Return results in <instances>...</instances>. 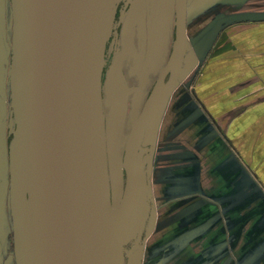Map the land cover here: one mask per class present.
<instances>
[{
    "label": "water",
    "instance_id": "95a60500",
    "mask_svg": "<svg viewBox=\"0 0 264 264\" xmlns=\"http://www.w3.org/2000/svg\"><path fill=\"white\" fill-rule=\"evenodd\" d=\"M122 1L59 0L50 12L49 0H11L8 163L17 264H125L124 240L140 195V152L148 128L158 126L182 81L191 50L188 0H174L172 50L126 141L125 188L113 208L102 80ZM129 4L128 14L136 11L137 16L132 22L128 16L127 40L132 42L137 26L141 30L148 19L156 62L170 31V0ZM124 17L123 12L121 22ZM113 71L114 100L123 118L134 88L120 59Z\"/></svg>",
    "mask_w": 264,
    "mask_h": 264
},
{
    "label": "crops",
    "instance_id": "0c3cea01",
    "mask_svg": "<svg viewBox=\"0 0 264 264\" xmlns=\"http://www.w3.org/2000/svg\"><path fill=\"white\" fill-rule=\"evenodd\" d=\"M202 4L193 0L197 14ZM208 10L249 22L224 31L142 147L157 204L150 255L154 264H264V0H212Z\"/></svg>",
    "mask_w": 264,
    "mask_h": 264
},
{
    "label": "rangeland",
    "instance_id": "374dc122",
    "mask_svg": "<svg viewBox=\"0 0 264 264\" xmlns=\"http://www.w3.org/2000/svg\"><path fill=\"white\" fill-rule=\"evenodd\" d=\"M189 1L187 32L191 51L187 56L182 74V81L180 82L182 85H178L179 87L176 88V92L180 88H186L190 78L199 76L203 61L205 62L207 59L213 58L215 55L214 51L221 42L225 30L234 26H241V24H248L249 22L246 21V16H219V14L217 15L213 12L209 14L207 11H211L208 9L212 7V0H199L200 4L203 3L200 8L205 9V11L197 14V11L192 7L193 0ZM5 2V0H0V31L3 32V36L6 39L8 38L7 41L10 43L12 53V5L10 3L7 5ZM129 10V8L127 10H123L122 8L120 15L124 12L125 16H130L129 20L132 22L133 17L137 16V12L134 11L130 15V13L128 14ZM118 11L117 9V13ZM144 16H147L145 12ZM169 16L171 18V26L166 46L164 50H161L160 58L156 62H153V54L150 50L151 24H148V19L141 30L137 26L132 42H129L126 37L125 27L127 18L119 29L120 31H116L118 28H115V35H119L116 48H113V42L109 43L110 49L105 59L102 81L104 85L103 105L106 119V141L113 208L119 205L125 188L126 176L123 168V158L126 141L172 50L174 40L173 25L175 20L174 0H170ZM116 24L117 21H115V26ZM115 35L113 38H115ZM147 38L148 46H144ZM118 59L122 62L128 86L134 88L130 93L127 111L123 118L119 115L118 107L114 100L118 89L114 80L113 69ZM9 63L10 59L5 60L4 58H0V130L2 128V130H5L4 132H7V127L5 126L6 120L9 118L8 114L12 102L10 95L7 98L2 97L4 90L10 86V79L8 80V77L10 78L11 65ZM125 91L126 89L123 88V92ZM151 130L148 132L146 144L151 141ZM1 146L3 144L0 141V264H17L14 223L10 206L9 158L8 155L6 157L8 150H6V154L4 155ZM138 163L140 171V196L136 213L131 220L132 222H130L126 234L127 237L124 240V260L125 264H154L153 257L150 254L153 249V221L157 204L151 192H147V177L148 173L149 176L151 175V170L147 167L145 148L141 149Z\"/></svg>",
    "mask_w": 264,
    "mask_h": 264
},
{
    "label": "flooded vegetation",
    "instance_id": "af4514ba",
    "mask_svg": "<svg viewBox=\"0 0 264 264\" xmlns=\"http://www.w3.org/2000/svg\"><path fill=\"white\" fill-rule=\"evenodd\" d=\"M5 1H6L5 3L7 5H8V3H10L12 5L11 0H5ZM132 1L134 2L135 0H132ZM131 6H130V4L128 5V0H123L119 4V6H118V10L119 11H118L117 16H116V21H117L118 27H117V24H116V26L113 29V34H112V36H111V38H110V40L108 42V45H107V54L109 52L111 42H113V48H116V46L118 44V40H119L118 37H119V35H117V34L115 35V28H118V29H116V31L119 30L121 28L122 24L124 23V21L128 18V16L127 17L125 16L124 19H123V21L121 22L122 14L120 15V11H121L122 8H123V10H125V9L127 10L128 8L130 9ZM127 21H128V19H127ZM12 27H13V25H12ZM125 27H127V23H126ZM150 34H152V31L150 32ZM174 34H175V28H174ZM3 35H4L3 32L0 31V42L1 41L3 42L6 55H5V57L3 56L2 50H1V44H0V58H4L5 60L10 59V63L9 64L11 65V63H12V53H11L10 43L7 41L8 38L6 39V37H4ZM114 35H115V38H113ZM152 60H153V57H152ZM9 79L10 78L8 77V80ZM9 95H10V86H9L8 89L6 88L4 90V94L2 95V97L3 98H7V97H9ZM8 117L9 118H7V120H6V126H5V127H7V132H4L5 130H2V128H1V130H0V141H1V144H3V146H1L3 154L5 155L6 154V150H8V152L6 154V157L8 155V158H9L10 145H11V142L13 140V133H11V131H10L11 130L10 129V125H11V122L13 121L12 108L9 111ZM4 142H5L6 145L4 144Z\"/></svg>",
    "mask_w": 264,
    "mask_h": 264
},
{
    "label": "bare ground",
    "instance_id": "6f19581e",
    "mask_svg": "<svg viewBox=\"0 0 264 264\" xmlns=\"http://www.w3.org/2000/svg\"><path fill=\"white\" fill-rule=\"evenodd\" d=\"M58 4H59V0H49V10H50V12H55L57 10V8H58ZM137 172H138V167H137ZM138 177H139V174H138Z\"/></svg>",
    "mask_w": 264,
    "mask_h": 264
}]
</instances>
